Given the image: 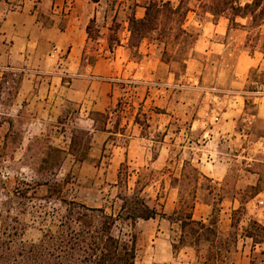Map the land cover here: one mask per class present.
Wrapping results in <instances>:
<instances>
[{
	"label": "rangeland",
	"instance_id": "rangeland-1",
	"mask_svg": "<svg viewBox=\"0 0 264 264\" xmlns=\"http://www.w3.org/2000/svg\"><path fill=\"white\" fill-rule=\"evenodd\" d=\"M168 1L171 7L180 2ZM181 1L182 7L177 12L166 13L157 30L145 35L141 50V44L137 49L128 47L130 58L142 62L143 67L139 70L133 64L130 69L128 78L135 85L133 88L118 85L115 93H110L113 98L108 106L106 131L93 126L89 112L97 110L68 98L79 81L60 72L59 69H64L63 61L44 59L49 48L46 43L37 48V59H0V68L11 65L24 71L13 99H7L0 89V230L6 228L24 243L36 242L43 233L56 230L64 212L59 199L50 197L43 185L29 191L28 198L15 196L13 190L23 186L21 181L37 179V170H50L49 164L55 159L53 153L48 155L44 143L33 141L27 149L30 140L45 138L54 147L67 151L72 130L80 128L90 133L88 157L80 162L68 154L54 169L59 179L65 178L61 198L117 212L120 207L117 195L121 190L115 183L123 163L127 191L135 187L149 205L170 215L177 205L173 179L180 174L183 163L189 161L209 178H201L199 183L221 187L227 182L221 190L223 199L217 205L219 234L228 235L231 209L238 206V201L232 200L233 193L256 184L260 175L264 178V118L251 116L256 108L251 103L245 105L243 99V95L255 96L257 110L263 115L264 88H258L255 80L264 69V55L249 51L247 32L243 29L228 33L226 52L194 50L202 31L194 20L203 22L206 15L195 6L197 13L188 11L184 17L185 4L194 6L196 2ZM147 2H118L127 11L110 23L107 45L110 41L114 45L126 35L124 19L128 21L136 6ZM239 21L247 23L246 19ZM127 27L129 31V23ZM87 47L95 59V42L90 41ZM84 51L85 48L82 57L89 58ZM82 57L75 63L79 65L78 72L86 74V58ZM99 81L93 91L102 90L104 80ZM248 83L254 85L253 91L246 89ZM240 103L243 105L240 112L225 116L231 120L227 126L218 123L222 111L228 108L234 111L236 106L240 108ZM32 154L36 155V163L31 166ZM196 198L193 216L206 220L211 206L204 201L209 195L198 188ZM244 207L239 232L250 217L264 224V180L260 192L249 198ZM134 230L135 264H204L203 249L200 254L190 246L173 252L172 243L180 233L177 222L160 216L140 219ZM234 264H249L248 241L243 244L239 238Z\"/></svg>",
	"mask_w": 264,
	"mask_h": 264
},
{
	"label": "trees",
	"instance_id": "trees-1",
	"mask_svg": "<svg viewBox=\"0 0 264 264\" xmlns=\"http://www.w3.org/2000/svg\"><path fill=\"white\" fill-rule=\"evenodd\" d=\"M181 2L180 0L176 7H171L169 1L148 0L142 17L137 18L132 13L128 18L130 32L128 47L132 45L137 49L146 34L157 30L166 13L173 14L182 7ZM195 2L194 6L185 4L182 10L183 16L188 11L196 12V8H201L204 13H210L214 18L224 16L228 20V28L246 30V46L251 47L249 49L251 53L259 51L264 55V0H195ZM240 19H246L247 23H242ZM251 30L256 31L251 34L249 33ZM86 33L91 41H96L98 29L93 18L86 26ZM119 42L118 40L114 45L111 41L108 42L109 51L113 52V49L120 44ZM85 58L86 56L83 55L82 60ZM88 60L92 62L93 56L90 55ZM23 75L22 69L11 65L0 68V89L5 92L7 99L11 100L17 95ZM113 80L116 81V79ZM255 81L257 85L263 83L264 69L259 79ZM114 83L122 88L135 86L131 80ZM246 89L253 91L254 85L248 83ZM254 97L243 95L245 105L251 103L256 108L257 103ZM109 111L108 107L104 111L89 112L95 129L108 130L106 124ZM251 116H256V110L251 113ZM90 139L88 131L80 128L73 129L67 151L54 147L48 141L46 142L45 138L34 137L30 140L27 149L33 141L44 143L48 155L53 153L55 159L49 164L50 170L39 172L33 167L39 174L37 179L21 181L23 186L16 187L13 193L15 196L28 198L29 191L43 185L50 197L55 196L60 200L64 206V212L56 230L43 233L36 242L24 243L10 235L6 228L0 230V264H135L136 223L140 219L149 220L157 216L179 224L180 233L177 241L172 243L173 252L190 246L196 254H200L201 249L204 250V264H234V254L241 238L243 244L246 241L249 242V264L264 262V248H262L264 224L250 217L240 232L238 227L245 214V203L261 190V181L263 182L264 178L260 174L256 184L247 185L244 190L233 193L232 200H237L238 206L231 209V229L228 235L221 237L218 230L220 209L217 201H222L221 190L225 188L227 182H224V187L199 183L201 178L205 180L209 178L189 161L183 163L180 174L173 179L172 184L177 188V205L170 215L161 208L149 205L135 187L132 191H127V171L123 163L118 168L115 183L121 190L117 195L120 199L117 212L108 211L105 206H89L83 202L61 198L60 193H62L65 178L59 179L54 169L60 166L68 154L76 161H84L88 157L87 148ZM33 163H36L34 154L30 155L29 161L31 166ZM198 188L206 190V194L209 195V198L204 201L211 206L206 220L196 219L193 216ZM125 226L128 229H125Z\"/></svg>",
	"mask_w": 264,
	"mask_h": 264
},
{
	"label": "crops",
	"instance_id": "crops-1",
	"mask_svg": "<svg viewBox=\"0 0 264 264\" xmlns=\"http://www.w3.org/2000/svg\"><path fill=\"white\" fill-rule=\"evenodd\" d=\"M119 1L0 0V59L7 61L37 59L38 56L35 55L37 48L40 44L46 43L49 48L44 59L49 62L56 61V59L63 61L64 69H59L60 72L79 81L76 87L71 88L72 92L68 98L82 103V106L86 108L104 111L109 106L110 98H113L110 93L114 94L118 86L113 79L126 81L124 79H129L133 64L139 70L143 67L142 62H134L129 56L127 18L123 21L126 35L120 39V44L109 56L102 54L101 49L98 50L96 46L95 59L92 62L89 61L90 74L78 72L79 65L75 61L82 57L84 48V54L90 55L87 46L91 40L87 37L86 26L92 18L98 29L97 42L103 47L107 46V32L110 23L116 16L120 17L127 11V7L119 4ZM144 6H136L134 15L137 18L144 15ZM189 13L195 14L196 12L189 11ZM205 15L206 19L203 22L194 20L199 27H202L194 50L220 54L226 52L229 45L228 33L232 30L237 31L239 28H228V20L224 16L214 18L210 13H205ZM240 42L243 46V39ZM142 44L139 46L140 50ZM143 51L146 52V50ZM56 77L61 79L59 73H56ZM99 79L104 80L101 85L102 90L93 91L92 87L100 83ZM262 87L264 88V82ZM242 108L243 105L240 103V108L236 106L234 111L230 108L222 111L217 119L218 123L227 126L231 120L225 119V116L232 112H240ZM257 109H259L258 105L256 106V117L264 118V112L261 115Z\"/></svg>",
	"mask_w": 264,
	"mask_h": 264
},
{
	"label": "built area",
	"instance_id": "built-area-1",
	"mask_svg": "<svg viewBox=\"0 0 264 264\" xmlns=\"http://www.w3.org/2000/svg\"><path fill=\"white\" fill-rule=\"evenodd\" d=\"M95 45L97 46V49L100 50L101 49V52L102 54L106 55V56H109L110 55V51L108 49V47H103L100 43L97 42V40L95 41ZM54 52H55V49H54ZM84 69H85V72L90 74V70H91V64L89 63V60L88 58L85 59V66H84ZM120 79V78H119ZM126 81H128L129 79H124ZM262 86V84L258 85V88H260Z\"/></svg>",
	"mask_w": 264,
	"mask_h": 264
}]
</instances>
